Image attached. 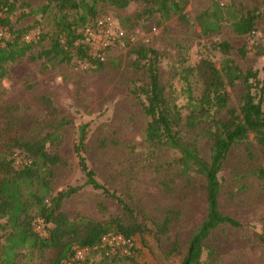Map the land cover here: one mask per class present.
I'll use <instances>...</instances> for the list:
<instances>
[{"label":"rangeland","instance_id":"374dc122","mask_svg":"<svg viewBox=\"0 0 264 264\" xmlns=\"http://www.w3.org/2000/svg\"><path fill=\"white\" fill-rule=\"evenodd\" d=\"M6 1L0 13L5 29L27 28L31 34L39 30L44 38L25 57L7 66L0 83V152H20L12 148L14 140L31 142L56 134L57 139L45 144L47 153L58 155L64 162L51 168L52 193L81 186L64 200L61 211L71 221L109 223L116 219L124 227L134 224L143 228L133 236L136 250L132 258L105 257L97 250L88 256L90 264H180L190 236L206 215L205 181L195 171L181 174L178 151L156 148L145 141L148 118L143 111L145 95L140 90L146 88L148 78L135 50L142 46L158 53L160 82L180 110L182 136L194 142L200 156L209 161L211 142L202 135L206 126L189 129L185 125L193 110L188 92L195 100L202 94L203 79L197 71L202 62L219 69L225 60H231L242 73L256 74L249 80L251 94L255 102L262 98L264 110L263 0H182L186 1L187 25L172 15L162 21L159 13H150L141 2L131 1L124 9L100 3L95 16L111 14L138 39L129 49L116 50L101 69L77 59L60 64L31 60L30 56L50 48L58 14L52 7L46 9L47 0ZM216 4L222 12L220 30L204 36L196 17L213 11ZM35 9L42 11L31 15ZM251 10L256 16L254 31L234 34L233 23ZM68 14L69 21L76 16L75 12ZM94 17L87 20L91 22ZM222 42L232 48L226 54L213 48ZM225 91L229 97L226 109L238 110L246 91L244 82L226 86ZM41 96L51 101L54 113L39 100ZM226 109L216 118L226 119ZM63 119L70 124L55 128ZM84 124H88L84 152L88 167L100 184L123 199L131 215L116 201L85 185L74 151L78 129ZM258 170L264 171V147L251 134L231 148L218 173L220 210L243 226L216 229L206 242L202 261L264 264V178L258 176ZM165 219L166 228L162 226ZM110 231L115 232L113 226ZM52 256L50 250L38 254L24 249L15 264H48Z\"/></svg>","mask_w":264,"mask_h":264},{"label":"trees","instance_id":"16d2710c","mask_svg":"<svg viewBox=\"0 0 264 264\" xmlns=\"http://www.w3.org/2000/svg\"><path fill=\"white\" fill-rule=\"evenodd\" d=\"M131 1L141 2L149 7L150 13H159L162 21L172 15L176 16L180 23L188 24L184 13L186 1L182 0H47L46 9L52 7L58 14L55 23L57 30L52 36L50 48L30 56V59L33 61L44 59L45 63L55 64L77 59L89 63L91 67L101 69L103 63L89 61L86 49L75 44L79 36L78 30L90 24L98 16H95L98 4L124 9ZM6 4V0H0V13ZM262 5L264 15V0ZM41 11L35 9L30 13L34 15ZM254 11L247 12L233 23L234 34L242 36L254 31L256 19ZM69 12H75L76 16L72 21H69ZM79 12L80 14H77ZM87 17L94 19L90 22ZM221 18L222 12L217 4L213 11L208 10L199 14L196 20L200 22L202 35L208 36L219 31ZM1 23H3L2 18H0V33H2L0 83L8 72L7 66L25 57L44 38L40 32L36 41L27 43L24 41V36L29 32L27 28L5 29V25ZM61 40L64 41L63 45ZM213 48L225 54L232 49L226 42L215 44ZM239 52L244 54L243 50ZM135 53L139 61L144 63L148 78V85L140 90L145 95L146 103L143 105V111L148 118L144 133L145 141L156 148L167 147L178 151L181 174L186 175L188 171H195L205 181L206 215L190 236L186 253L180 264H211L202 261L210 235L222 226L231 228L243 226L220 210L221 186L218 173L222 170L231 148L248 140L251 134L255 142L264 147L263 100L260 98L255 102L249 83L250 79L256 78V74L250 71L242 73L231 60H225L219 69L210 62H202L198 67L197 71L203 79L204 89L200 98L196 100L188 92L193 110L187 116L185 125L189 129L197 128L201 124L206 126L202 130V135L211 142L210 158L206 161L200 156L195 143L186 141L182 136L180 126L183 119L180 110L168 98L166 88L160 82L158 53L142 46L138 47ZM239 80L243 81L246 87L241 105L238 110L226 109L229 97L225 88L233 86ZM261 92H264V67ZM39 100L52 113L55 112L48 98L41 96ZM222 109H226V119L216 118V114ZM69 124L70 121L63 119L54 127L59 129ZM87 127L88 124L79 127L78 145L74 149L79 169L85 177V185L116 201L124 213L131 215V210L123 199L100 184L95 172L88 167L84 157ZM54 139H57V135L53 133L38 141L14 140L12 148L20 150L16 156L15 152L6 154L8 150L6 153L0 152V238H2L0 264H15L19 253L24 249L36 251L38 254L50 250L53 256L48 264H90L88 257L82 262L70 261L76 248L93 250L99 245L103 235L112 233L111 226L115 230L113 233L130 238L143 231V228L134 224L124 227L116 219L109 223L86 219L71 221L61 211L64 200L80 191L81 186L69 187L55 195L52 193L51 168L64 163L58 155L45 151V144ZM257 174L260 178H264L263 170H258ZM38 220L41 221L40 231L36 230ZM167 225L168 221L165 219L162 226L166 228Z\"/></svg>","mask_w":264,"mask_h":264},{"label":"built area","instance_id":"2783aa9c","mask_svg":"<svg viewBox=\"0 0 264 264\" xmlns=\"http://www.w3.org/2000/svg\"><path fill=\"white\" fill-rule=\"evenodd\" d=\"M220 5H222L221 2ZM78 33L79 36L75 44L86 49L89 61L99 63H105L116 50L129 49L138 40L134 34L128 33L111 14L97 16ZM1 35L2 33H0ZM38 35L39 30L34 34L28 33L24 36V41L27 43L36 41ZM60 42L62 45L64 44L63 40ZM37 222L41 223L40 220ZM36 230L40 231L37 226ZM97 250L101 251L105 257L117 255L118 257L132 258L136 245L134 238L117 233H108L101 237L99 245L93 250L76 248L70 261L82 262Z\"/></svg>","mask_w":264,"mask_h":264}]
</instances>
